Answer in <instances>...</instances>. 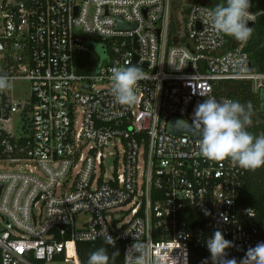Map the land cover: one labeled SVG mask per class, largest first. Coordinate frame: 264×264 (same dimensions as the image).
Masks as SVG:
<instances>
[{
	"label": "built area",
	"instance_id": "obj_1",
	"mask_svg": "<svg viewBox=\"0 0 264 264\" xmlns=\"http://www.w3.org/2000/svg\"><path fill=\"white\" fill-rule=\"evenodd\" d=\"M184 2L181 17L172 0H0V75L12 85L0 92V264L59 261L76 242L109 237L122 242V264H188L216 230L238 262L264 242L255 212L237 203L243 169L200 156L197 129L168 130L171 118L192 126L204 99L231 100L219 82L264 88L246 43L227 47L205 23L211 8ZM250 4L251 23L264 18ZM93 40L99 58L77 72ZM132 65L144 79L124 107L110 69ZM21 81L28 95L16 97Z\"/></svg>",
	"mask_w": 264,
	"mask_h": 264
},
{
	"label": "clouds",
	"instance_id": "obj_2",
	"mask_svg": "<svg viewBox=\"0 0 264 264\" xmlns=\"http://www.w3.org/2000/svg\"><path fill=\"white\" fill-rule=\"evenodd\" d=\"M250 7V0H223L205 11V23L215 37H231L244 44L252 35V28L247 26L254 19V14L249 12ZM110 72L114 102L124 107L134 106L138 82L144 79V70L132 65L112 67ZM11 86L10 78L0 75V92ZM250 108L251 105L246 108L239 101L217 102L214 98L204 99L196 105L191 123L200 132L198 154L212 162L229 160L246 171H255L264 166V134L254 136L247 130L251 124ZM205 215L210 213L205 212ZM109 243L115 246V240L111 237ZM233 246L232 241L226 240L222 232L216 230L206 240L210 256L201 264H209V261L211 264H264V242L249 247L239 262L236 258H227V249ZM87 264H109L107 249L101 247L92 252Z\"/></svg>",
	"mask_w": 264,
	"mask_h": 264
},
{
	"label": "trees",
	"instance_id": "obj_3",
	"mask_svg": "<svg viewBox=\"0 0 264 264\" xmlns=\"http://www.w3.org/2000/svg\"><path fill=\"white\" fill-rule=\"evenodd\" d=\"M185 0H172L171 10L176 11L182 17L186 12L187 4ZM210 8H213L217 3L223 0H202ZM254 10L259 9L264 5V0H253ZM252 35L244 46V51L247 54L249 64L252 68L259 72H264V18L256 16L252 25ZM174 31V27L170 24L169 33ZM227 47L231 43V37H226ZM87 51L78 53L75 57L76 71L84 72L96 62L101 53L100 41L93 40ZM214 91L217 94L228 96L232 101H239L241 104L251 105L250 119L251 124L247 130L254 136L264 134V88H259L256 92H252L248 82H219L214 86ZM237 203L241 206L252 209L255 212L254 222L260 229L261 233L264 230V166L255 171L243 170L240 181V192ZM191 226L195 223H191ZM104 247L109 255V264H122V242L115 241L113 247L109 241L92 240L82 241L66 247L61 254L57 256V260L62 261L64 257H69L79 264H87L90 254L97 249ZM210 253L207 250L197 246L191 247L189 252L188 264H201V261L208 258ZM36 264H43L42 261H37ZM211 264V261H209Z\"/></svg>",
	"mask_w": 264,
	"mask_h": 264
},
{
	"label": "rangeland",
	"instance_id": "obj_4",
	"mask_svg": "<svg viewBox=\"0 0 264 264\" xmlns=\"http://www.w3.org/2000/svg\"><path fill=\"white\" fill-rule=\"evenodd\" d=\"M188 1V0H186ZM13 92L16 97H23L28 95V86L24 82H15L13 84ZM2 170H17L18 166L6 165L1 166ZM85 216L77 217V223L79 220L83 219ZM43 264H74L69 257H65L62 261H45Z\"/></svg>",
	"mask_w": 264,
	"mask_h": 264
},
{
	"label": "water",
	"instance_id": "obj_5",
	"mask_svg": "<svg viewBox=\"0 0 264 264\" xmlns=\"http://www.w3.org/2000/svg\"><path fill=\"white\" fill-rule=\"evenodd\" d=\"M251 25L252 23L250 22L248 26L250 27ZM138 120L140 121L141 126L145 128L146 127V116L142 115L140 116ZM168 130L172 133L188 132L194 136L197 134L196 129L194 127L188 124L181 123L179 120L175 118H171L169 120Z\"/></svg>",
	"mask_w": 264,
	"mask_h": 264
},
{
	"label": "crops",
	"instance_id": "obj_6",
	"mask_svg": "<svg viewBox=\"0 0 264 264\" xmlns=\"http://www.w3.org/2000/svg\"><path fill=\"white\" fill-rule=\"evenodd\" d=\"M74 263V262H73ZM74 264H76V263H74ZM77 264H79V263H77Z\"/></svg>",
	"mask_w": 264,
	"mask_h": 264
}]
</instances>
